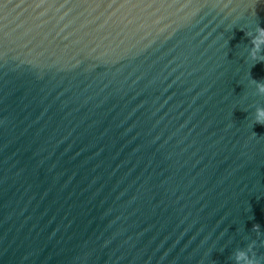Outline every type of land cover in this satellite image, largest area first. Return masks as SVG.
<instances>
[{"label": "water", "instance_id": "1", "mask_svg": "<svg viewBox=\"0 0 264 264\" xmlns=\"http://www.w3.org/2000/svg\"><path fill=\"white\" fill-rule=\"evenodd\" d=\"M258 27L264 0H0V264H264Z\"/></svg>", "mask_w": 264, "mask_h": 264}, {"label": "clouds", "instance_id": "2", "mask_svg": "<svg viewBox=\"0 0 264 264\" xmlns=\"http://www.w3.org/2000/svg\"><path fill=\"white\" fill-rule=\"evenodd\" d=\"M252 56L255 57L256 53L259 51L260 46L264 45V28L258 27L256 30V35L252 37ZM260 93H264V83L257 84ZM256 121L260 124H264V108H257L256 110ZM254 228L258 229L259 225H254ZM252 246L249 245V248ZM235 259L237 264H257L255 260H252L247 256V253L243 250H238L235 254Z\"/></svg>", "mask_w": 264, "mask_h": 264}]
</instances>
